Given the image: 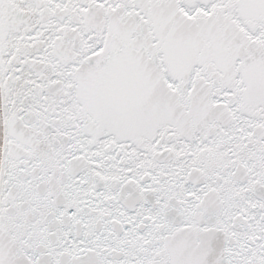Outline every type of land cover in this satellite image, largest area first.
<instances>
[{
    "label": "snow or ice",
    "instance_id": "obj_1",
    "mask_svg": "<svg viewBox=\"0 0 264 264\" xmlns=\"http://www.w3.org/2000/svg\"><path fill=\"white\" fill-rule=\"evenodd\" d=\"M0 264H264V0H0Z\"/></svg>",
    "mask_w": 264,
    "mask_h": 264
}]
</instances>
